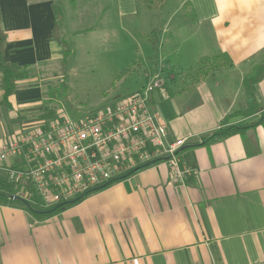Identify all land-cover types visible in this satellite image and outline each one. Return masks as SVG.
Segmentation results:
<instances>
[{
    "label": "crops",
    "instance_id": "crops-1",
    "mask_svg": "<svg viewBox=\"0 0 264 264\" xmlns=\"http://www.w3.org/2000/svg\"><path fill=\"white\" fill-rule=\"evenodd\" d=\"M139 1L95 0L101 26L79 29L72 0H0L4 61L29 72L7 99L0 89V144L41 120L45 94L54 88L47 73L61 65L63 49L54 38L53 7L61 11L65 39L107 31L110 11L112 22H123L137 14ZM180 5L196 28L167 52L157 34L161 60L142 87L154 72L162 79L166 97L154 92L150 103L172 140L186 138L177 160L190 173L172 182L168 163L158 160L48 215L15 196L0 198V264H264V123L206 142L225 117L233 115L227 125L237 126L264 113L263 77L251 87L253 115H235L250 107L244 77L264 62V0ZM168 26L162 32L176 37ZM213 57L216 68L207 74L190 70ZM0 181L8 182L1 170Z\"/></svg>",
    "mask_w": 264,
    "mask_h": 264
},
{
    "label": "built area",
    "instance_id": "built-area-1",
    "mask_svg": "<svg viewBox=\"0 0 264 264\" xmlns=\"http://www.w3.org/2000/svg\"><path fill=\"white\" fill-rule=\"evenodd\" d=\"M154 92L166 97L159 75L95 110L69 114L59 107L52 117L0 144V170L8 182L26 188L15 197L52 209L158 160L168 163L172 182H181L190 173L179 169L177 160L186 138L168 142L167 127L150 103Z\"/></svg>",
    "mask_w": 264,
    "mask_h": 264
},
{
    "label": "rangeland",
    "instance_id": "rangeland-1",
    "mask_svg": "<svg viewBox=\"0 0 264 264\" xmlns=\"http://www.w3.org/2000/svg\"><path fill=\"white\" fill-rule=\"evenodd\" d=\"M182 1L165 0L157 9H148L144 0H140L137 14L126 16L123 22H116V18L112 22L114 13L110 11V19L103 22V26L107 24V31L90 35L63 34L70 53L64 64L49 66L48 80L52 81L54 88L51 87L45 95L51 106L55 110L63 106L69 114H75L95 110L140 90L144 79L155 69V64H159L161 52L158 53L157 47H152L147 41L142 42L136 36L155 24L159 29V38L164 42V51L172 50L173 44L170 43L182 44L196 28L190 13L187 15L180 5ZM72 3L80 12L73 27L96 29L101 26V7L95 0H72ZM165 24L166 28L170 27L169 33L178 30L176 37L172 34L169 39L168 32H162ZM205 43L208 44V40Z\"/></svg>",
    "mask_w": 264,
    "mask_h": 264
},
{
    "label": "trees",
    "instance_id": "trees-1",
    "mask_svg": "<svg viewBox=\"0 0 264 264\" xmlns=\"http://www.w3.org/2000/svg\"><path fill=\"white\" fill-rule=\"evenodd\" d=\"M165 0H144L146 7L148 9L155 8L157 9ZM187 2L184 4L185 7H187ZM54 38L57 40L58 44L62 47V63L66 62V58L69 56L70 53V47L68 46V43L65 39L61 38L59 35V29L61 27V21H62V14L58 7L54 6ZM187 14V12H186ZM188 15V14H187ZM157 29H153L148 34H139V37L147 41L151 44L152 47H157L158 41H157ZM6 46V35L3 31V28L1 26V14H0V89L3 91V99H7L9 95H11L15 88L18 81L24 80L28 77L29 72L27 70V67H18L10 63H6L4 61V49ZM217 64V57L208 58L201 60L193 69H190L193 73L197 74H207L209 70L215 69V65ZM190 71V72H191ZM264 77V62L261 65L256 66L252 73L244 77L243 84L246 91V95L250 101V107L247 111H243L240 113H236L237 116H242L243 118H248L249 116L253 115V112L256 110V101L253 96V93L251 91V87L253 84L258 83L262 78ZM50 88L48 89V93L50 92ZM55 107L51 106V103L48 101L46 102V105L44 107V112L40 116L41 120L50 118L54 115ZM233 117V115H229L224 118V120L221 123V127L214 132L211 137H209L206 142L212 141L216 138H223L228 135L232 134H239L240 132L247 130L252 127L259 126L264 123V113L261 115V117L252 123H242L240 125H227L229 120ZM19 190V187L11 182H4L0 181V198L4 199H10L12 196H15ZM85 198V197H84ZM82 198H78L73 203H62L58 206L52 208L43 210L40 209L36 205H32L31 207L36 210V208L39 211H42L41 214L48 215L51 213H54L56 211H59L67 206H70L74 203L79 202L82 200ZM36 207V208H35Z\"/></svg>",
    "mask_w": 264,
    "mask_h": 264
},
{
    "label": "water",
    "instance_id": "water-1",
    "mask_svg": "<svg viewBox=\"0 0 264 264\" xmlns=\"http://www.w3.org/2000/svg\"><path fill=\"white\" fill-rule=\"evenodd\" d=\"M167 140H168V142H172V139L170 138V136L167 134ZM13 199H15V200H19V201H22V202H24L26 205H27V207L30 209V210H32L33 212H36V213H40V212H38V211H36V210H34L26 201H24V200H22V199H20L19 197H12ZM77 199H75V200H71V201H68V202H66V203H73V202H75Z\"/></svg>",
    "mask_w": 264,
    "mask_h": 264
}]
</instances>
